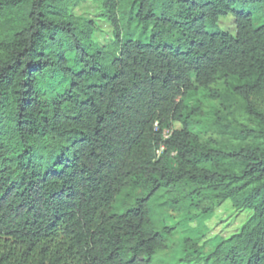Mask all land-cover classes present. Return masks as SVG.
Returning a JSON list of instances; mask_svg holds the SVG:
<instances>
[{"label": "trees", "instance_id": "trees-1", "mask_svg": "<svg viewBox=\"0 0 264 264\" xmlns=\"http://www.w3.org/2000/svg\"><path fill=\"white\" fill-rule=\"evenodd\" d=\"M102 4L113 51L63 0H0V264H153L173 232L157 198L190 217L225 199L252 211L207 251L185 235L179 263L264 264V122L249 145H210L184 103L224 80L252 108L264 0ZM227 15L234 33L217 26ZM126 189L140 193L119 209Z\"/></svg>", "mask_w": 264, "mask_h": 264}, {"label": "rangeland", "instance_id": "rangeland-1", "mask_svg": "<svg viewBox=\"0 0 264 264\" xmlns=\"http://www.w3.org/2000/svg\"><path fill=\"white\" fill-rule=\"evenodd\" d=\"M68 14L79 26L86 28L94 44L108 51L115 49L113 27L107 20L102 0H63ZM217 26L224 31L234 33L233 17H220ZM248 102L252 108L245 107L244 99L232 90L228 81L219 80L209 88L197 89L184 98L186 113L197 114L199 123L198 134L202 141L216 145L233 141L234 135L242 138L247 145L253 142L250 129H259L264 122V92L249 94ZM195 109L194 111H192ZM175 127H179L175 123ZM168 133V131H166ZM140 193V189H126L117 197L119 209L131 204ZM162 198L153 201L152 207L157 216L158 224L172 228L168 235V246L157 252L153 257V264H186L179 263L177 258L182 252L185 235L200 236L198 245L207 251L214 238H228L237 233L252 215V211L242 206H235L230 199L217 202L211 212L202 217L197 210L187 208V203L171 207L163 204ZM187 211L190 214L187 215Z\"/></svg>", "mask_w": 264, "mask_h": 264}]
</instances>
